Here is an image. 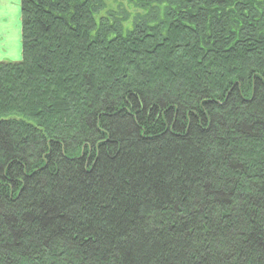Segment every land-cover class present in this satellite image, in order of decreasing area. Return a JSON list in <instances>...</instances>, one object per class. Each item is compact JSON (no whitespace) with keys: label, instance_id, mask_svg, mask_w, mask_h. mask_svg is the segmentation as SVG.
<instances>
[{"label":"trees","instance_id":"1","mask_svg":"<svg viewBox=\"0 0 264 264\" xmlns=\"http://www.w3.org/2000/svg\"><path fill=\"white\" fill-rule=\"evenodd\" d=\"M0 61V264H264V0H20Z\"/></svg>","mask_w":264,"mask_h":264},{"label":"crops","instance_id":"2","mask_svg":"<svg viewBox=\"0 0 264 264\" xmlns=\"http://www.w3.org/2000/svg\"><path fill=\"white\" fill-rule=\"evenodd\" d=\"M21 56L20 0H0V61Z\"/></svg>","mask_w":264,"mask_h":264}]
</instances>
